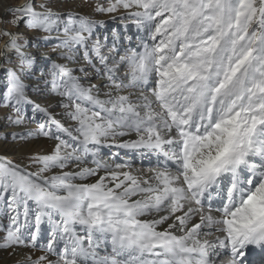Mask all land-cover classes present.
<instances>
[{"label":"snow or ice","instance_id":"snow-or-ice-1","mask_svg":"<svg viewBox=\"0 0 264 264\" xmlns=\"http://www.w3.org/2000/svg\"><path fill=\"white\" fill-rule=\"evenodd\" d=\"M120 9L143 33L135 48L122 49L115 29L93 39L104 21L55 11L50 0L10 6L16 15L0 20L45 33L40 39L55 40L51 51L68 61L34 54L23 33L0 29L8 38L0 107L15 125L42 113L35 134L54 141L27 161L0 156V249H29L18 264H264V0L94 6ZM81 51L103 83L69 66ZM38 56L49 61L39 77ZM45 91L60 97L65 122L30 95ZM132 134L119 147L155 158L146 175L132 159L98 158ZM89 160L94 166H83ZM101 242L110 255H99Z\"/></svg>","mask_w":264,"mask_h":264},{"label":"rangeland","instance_id":"rangeland-1","mask_svg":"<svg viewBox=\"0 0 264 264\" xmlns=\"http://www.w3.org/2000/svg\"><path fill=\"white\" fill-rule=\"evenodd\" d=\"M18 1L20 0H0V20L7 21L11 19L12 16L16 15L15 13H7L6 9H8L10 6L19 4ZM39 2H41V0H36V3ZM96 2L97 0H50V6L55 11L58 12L71 11L75 13H80L82 15H90L94 19L104 21L103 26L99 27L96 30V35L93 37V39H96L97 37L102 38L105 35L111 38L112 30L115 29L116 32L122 35V39L118 42L122 46V49L137 47V45L141 43V39H139L138 37H142L143 33L137 31L131 18L126 17L124 20L120 19L121 16H125L126 10L120 9L114 13H104V14L96 13L94 12V6ZM100 2L107 4V0H100ZM5 28L13 32L23 33V35L29 39L32 45L30 47V50L34 54L46 53L51 57L52 60H58L61 63L68 62L65 61L62 57H59L56 52L51 51L52 46L56 43L55 40L45 41L43 39H40V37L46 35L45 33L28 29L25 27L23 22H21L19 27L10 23H0V29H5ZM52 35L55 36L56 33H53ZM125 37H131V39H127ZM5 38L6 40L8 39L7 37L0 38V47H2V41ZM109 43H110V39H109ZM120 54H123V51H121ZM76 55H77V61L75 63L69 62V66L70 67L84 66L88 71V75L89 72H91L92 73L91 76L94 77L91 81L92 83L95 84L103 83L104 77L100 76L99 79L95 78L93 69L83 59V52L81 51ZM93 63L96 64L97 68L100 67V65L95 61H93ZM48 64L49 61L44 60L40 56H38L37 63L34 68L37 77L40 76L41 69L46 68ZM124 70L125 69H122V71ZM76 74L82 75L81 73H76ZM5 83H6V74L3 71H0V103H2L3 94L6 91ZM29 83L35 84L37 83V81L31 80L29 81ZM30 95L37 103L41 104L42 106L44 107L51 106L49 110L53 111L57 119H60L62 123L65 122L66 118L62 116L63 109L57 106L60 97L49 95L46 91L44 95H41L39 93H30ZM54 103H56V105ZM26 113L28 118L33 116V109L31 105H28L26 107ZM11 114H12L11 109L6 107H0V156H7L11 159L16 160L17 162H20V161H27V158L31 156H35L38 154H46L51 150L52 146L54 145V141L45 138L41 135L35 134V130L38 127V123L36 121H42L44 119L42 113H35L36 120H26V123L21 125H15L8 119L9 115ZM73 123L74 122L69 120L67 121L65 126L66 127L71 126ZM14 132L25 134V138L14 140L11 135ZM29 132H31L32 134L28 135ZM120 139L121 141L127 139H135V134L125 137H119L114 141L115 143L110 144L111 146H105L101 148L98 158H100L103 162H107L109 161V159H118L121 156V160L120 159L115 160L114 163H123L124 159H132L133 170L134 171L140 170L143 173L139 172L138 174L141 175L142 174L146 175L150 167H155L154 157H141L139 155L133 157V155L130 152H127L126 150H124V152L121 153L120 151L123 150H121L122 148L119 147ZM115 145L118 146L115 147ZM136 158L142 160L141 163H139V160L136 161ZM150 158H152V160H150V163H147V161ZM83 166L93 167L94 165H92L91 161L89 160ZM100 174L102 175L103 171H101ZM0 223H7V218L2 214H0ZM42 229L45 230L42 232L41 242H46L48 239V235L46 231L47 226L42 225ZM0 235H2V233H0ZM106 249H109L108 252L111 254L110 245L108 246L107 244L101 242L97 251L99 254H104L105 253L104 250ZM27 251H29V249L18 248L16 249L14 254H10L12 253L11 249L8 250L0 249V264H18L19 261H22L24 259Z\"/></svg>","mask_w":264,"mask_h":264},{"label":"bare ground","instance_id":"bare-ground-1","mask_svg":"<svg viewBox=\"0 0 264 264\" xmlns=\"http://www.w3.org/2000/svg\"><path fill=\"white\" fill-rule=\"evenodd\" d=\"M25 2V0H20V1H18V3L19 4H23ZM19 4H17V5H19ZM7 40H6V38L2 41V45L6 42ZM92 75V73L91 72H89V76H91ZM53 104V103H52ZM55 105H56V103H54ZM54 105V106H55ZM120 142H121V139H120ZM111 143H115L114 141H111L110 142V144ZM48 145V144H47ZM118 146V145H117ZM116 145H115V147H117ZM50 147V146H49ZM53 147V146H52ZM51 148V147H50ZM121 150H123V151H120L121 153H123L124 152V150H126V149H121ZM119 151V150H118ZM127 152H130L129 150H126ZM131 153V152H130ZM132 154V153H131ZM118 159H120L121 160V156L118 158ZM118 159H109V161H107V163H114L115 162V160H118ZM113 160V161H112ZM137 160H139V163H141V161L142 160H140L139 158H136V161ZM150 160H152V158H150L148 161H147V163H150ZM144 162H145V160H144ZM136 171V170H135ZM141 172V171H140ZM141 173H143V172H141ZM148 174V173H147ZM143 175V174H142ZM153 215H156L155 213H153ZM109 246V245H108ZM108 250L109 249H106V250H104V254H99L100 256H104V255H110V253L108 252ZM30 251V250H29ZM29 251H27V252H29ZM31 251H33L36 255H39V254H42V253H40L38 250H31ZM19 259V258H18ZM15 261V260H14ZM17 261V260H16Z\"/></svg>","mask_w":264,"mask_h":264}]
</instances>
